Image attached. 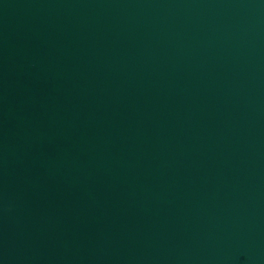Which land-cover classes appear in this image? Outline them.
Returning a JSON list of instances; mask_svg holds the SVG:
<instances>
[{
    "label": "water",
    "instance_id": "95a60500",
    "mask_svg": "<svg viewBox=\"0 0 264 264\" xmlns=\"http://www.w3.org/2000/svg\"><path fill=\"white\" fill-rule=\"evenodd\" d=\"M0 264H264V0H0Z\"/></svg>",
    "mask_w": 264,
    "mask_h": 264
}]
</instances>
